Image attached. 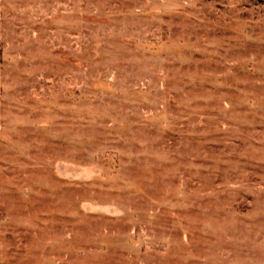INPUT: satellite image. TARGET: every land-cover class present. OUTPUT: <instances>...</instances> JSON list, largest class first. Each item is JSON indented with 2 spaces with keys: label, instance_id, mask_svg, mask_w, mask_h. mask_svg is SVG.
I'll return each mask as SVG.
<instances>
[{
  "label": "rangeland",
  "instance_id": "obj_1",
  "mask_svg": "<svg viewBox=\"0 0 264 264\" xmlns=\"http://www.w3.org/2000/svg\"><path fill=\"white\" fill-rule=\"evenodd\" d=\"M0 264H264V0H0Z\"/></svg>",
  "mask_w": 264,
  "mask_h": 264
}]
</instances>
